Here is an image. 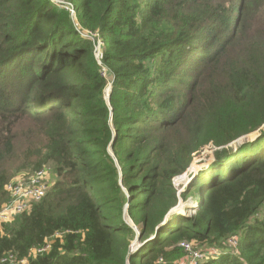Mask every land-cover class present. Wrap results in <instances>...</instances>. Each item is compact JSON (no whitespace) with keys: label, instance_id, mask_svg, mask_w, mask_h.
I'll list each match as a JSON object with an SVG mask.
<instances>
[{"label":"trees","instance_id":"1","mask_svg":"<svg viewBox=\"0 0 264 264\" xmlns=\"http://www.w3.org/2000/svg\"><path fill=\"white\" fill-rule=\"evenodd\" d=\"M58 1L0 0V210L15 176L58 178L2 226L0 264H175L184 241L232 237L237 254L203 264H264V0Z\"/></svg>","mask_w":264,"mask_h":264},{"label":"built area","instance_id":"2","mask_svg":"<svg viewBox=\"0 0 264 264\" xmlns=\"http://www.w3.org/2000/svg\"><path fill=\"white\" fill-rule=\"evenodd\" d=\"M56 2H61L55 0ZM72 17L75 22L76 13L73 9H69ZM85 37L96 40L95 45V54L98 59L99 64L101 65V54L102 48L104 47V42L100 38L99 34H95L92 32H88L87 34H83ZM104 77H107V69H103ZM48 172V171H47ZM46 173L45 169L39 170L36 173L28 176L24 181L14 180L7 184L6 191L9 193V201L2 207L0 210V227L3 224L8 223L7 221L17 217L25 212H28L29 204H34L41 201L47 193V188L45 183ZM192 215L195 214V210L192 209ZM3 223V224H2ZM222 248L214 246L210 248H198L193 243L184 241L180 243V247L186 253V257L183 260L175 264H203L211 258H214L213 255L217 254H226L227 252H231L234 254L238 253V239L237 238H229L227 240L222 241ZM51 248V240H46L45 243L32 250L31 253L34 252L33 255H41ZM131 253H135V250L130 248ZM32 254H30L31 256ZM1 262H11L16 264H28V259H23L20 261H16L15 256L12 254H7L4 258L1 259ZM129 262V257L126 259V263Z\"/></svg>","mask_w":264,"mask_h":264},{"label":"rangeland","instance_id":"3","mask_svg":"<svg viewBox=\"0 0 264 264\" xmlns=\"http://www.w3.org/2000/svg\"><path fill=\"white\" fill-rule=\"evenodd\" d=\"M111 91H112V82H110L108 84L107 88H106V91H105V93H106V99L110 97ZM25 126L26 125H21L18 128L19 134L21 136V138H20L21 141H22V131L25 128ZM257 137H258V133H254L251 136H249V137H247L245 139H241L239 142L232 144L233 145L232 147L236 148L237 145L243 143L245 140L253 141V140H255L254 138H257ZM210 146H211V149H209V150L207 148H204L202 151H199V153H201V156H200L199 159H197L194 162V164L192 162L193 166H192L191 169L189 168L190 170H188L184 175L179 176V177H177V178L174 179V185L179 189V193H182V192L185 191V188L188 186V184L191 182V180L198 175L199 172L206 170L211 164H213L216 161V150L217 149H215L214 146H212V145H210ZM208 151H210L211 153H208L207 154L206 152H208ZM42 169H45L46 178H45L44 185H46V188H47L46 190L48 192L50 190V188H52L55 185V183L57 182L58 178H57V175L55 173V168H54L53 164L51 165V164L45 163L44 164V167L41 168V170ZM30 175H32V174H30ZM30 175H28V176H30ZM28 176H27V174H22L21 173L20 175L15 176L14 179H12L10 182H12L14 180L24 181V180H26V178ZM180 177L181 178L184 177V179H181L180 180ZM7 186L8 185H6V188H7ZM194 202L195 201L192 200V199L187 200V201L181 200L180 203H179V205H178V208L175 209V211L173 213L174 214L175 213H181V214H185V215H192V213H191L192 212V209L194 207H196V204ZM32 206H33L32 203L29 204L28 209H27L28 212L31 211ZM19 216H17V217H19ZM17 217H14V218L8 220L7 221L8 223H5V224H10V223L14 222V220H16ZM127 220L129 221L128 218H127ZM2 228L3 227H0V234H1ZM141 246L142 245L140 243H137L136 244V241H133L132 244H131V246H130V248L132 247V250H135V253H136ZM130 253H131V251H130ZM135 253H131V254H135ZM31 254H32L31 257L34 258V259H36L39 256V254L38 255H33L34 252L31 253ZM220 255L221 254L213 255V257L214 258H217ZM208 261H210V259ZM126 264H130V260Z\"/></svg>","mask_w":264,"mask_h":264},{"label":"water","instance_id":"4","mask_svg":"<svg viewBox=\"0 0 264 264\" xmlns=\"http://www.w3.org/2000/svg\"><path fill=\"white\" fill-rule=\"evenodd\" d=\"M106 101H107L108 104H109V102H110V97L107 98ZM250 136H251V135H250ZM257 138H258V137H257ZM257 138H254V139H257ZM110 152L112 153L111 149H110ZM112 156H114V155L112 154ZM127 208H128V206H126V211H125V213H126V218L129 219L128 223L130 224V226H133V223H132V221L130 220L128 214H127ZM177 208H178V206H177L175 209H177ZM175 209H173V210L170 212V214H172V213L175 211ZM135 231L138 233V230H137L136 228H135ZM135 241H136V244L139 243V233H138V236H137V238H136Z\"/></svg>","mask_w":264,"mask_h":264}]
</instances>
